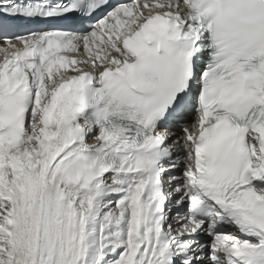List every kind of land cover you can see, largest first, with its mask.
<instances>
[{
    "label": "snow or ice",
    "instance_id": "6c2138e0",
    "mask_svg": "<svg viewBox=\"0 0 264 264\" xmlns=\"http://www.w3.org/2000/svg\"><path fill=\"white\" fill-rule=\"evenodd\" d=\"M0 264H264V0H0Z\"/></svg>",
    "mask_w": 264,
    "mask_h": 264
}]
</instances>
